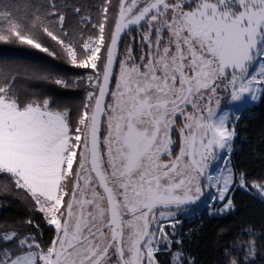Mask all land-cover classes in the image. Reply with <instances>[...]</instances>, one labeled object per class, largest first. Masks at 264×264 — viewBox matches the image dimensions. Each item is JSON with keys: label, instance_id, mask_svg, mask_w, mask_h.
Here are the masks:
<instances>
[{"label": "snow or ice", "instance_id": "1", "mask_svg": "<svg viewBox=\"0 0 264 264\" xmlns=\"http://www.w3.org/2000/svg\"><path fill=\"white\" fill-rule=\"evenodd\" d=\"M0 43L85 70L0 59V182L54 229L47 244L32 218L0 229V264H196L182 216L230 215L237 189L264 203V176L232 160L264 102V0H0ZM217 264H264V229L238 227Z\"/></svg>", "mask_w": 264, "mask_h": 264}, {"label": "trees", "instance_id": "2", "mask_svg": "<svg viewBox=\"0 0 264 264\" xmlns=\"http://www.w3.org/2000/svg\"><path fill=\"white\" fill-rule=\"evenodd\" d=\"M84 2L95 4L99 0ZM112 2L115 4L117 0ZM3 58H15L24 63L47 66L54 74L66 80L80 76L84 72L82 69L71 67L62 59H53L37 50L0 43V59ZM26 86L37 94L54 96L69 106H78L83 99V89L71 85L69 88H62L49 81H30ZM232 160L246 170L250 177L264 176V102L257 101L242 113ZM231 195L236 211L230 215L209 217L204 206L192 215L181 218L180 227L185 234V248L195 258L196 264H217L222 246L231 241L238 227L251 224L258 233L264 229V203L240 189ZM29 218L41 222V229L37 235L40 236L41 243L47 244L53 236L54 229L43 224L41 214L32 212L22 196L3 191V183L0 182V229L17 228L28 231L29 229L20 228V225ZM222 229L231 230L221 235ZM158 258L161 264L168 259L166 254H159Z\"/></svg>", "mask_w": 264, "mask_h": 264}, {"label": "rangeland", "instance_id": "3", "mask_svg": "<svg viewBox=\"0 0 264 264\" xmlns=\"http://www.w3.org/2000/svg\"><path fill=\"white\" fill-rule=\"evenodd\" d=\"M84 71H85V70H84ZM83 73H84V72H83ZM73 77H74V76H73ZM70 78H71V77H70ZM70 78H69V79H70ZM69 79H68V80H69ZM229 100H230V97H226V98H224V99H223V106L226 107V108L231 109V108L233 107V105H231V104L229 103ZM254 104H255V103H254ZM254 104H250L249 107L253 106ZM244 112H245V111H244ZM213 194H214V190H213ZM207 195H208V194H206V198H207ZM203 206H205L203 202L200 203V204H198L197 206H195V208H194L193 211H192V214H193L195 211H197L198 209L202 208ZM192 214H191V215H192ZM187 216H190V215H184V216H182V217H187ZM182 217H181V218H182Z\"/></svg>", "mask_w": 264, "mask_h": 264}, {"label": "built area", "instance_id": "4", "mask_svg": "<svg viewBox=\"0 0 264 264\" xmlns=\"http://www.w3.org/2000/svg\"><path fill=\"white\" fill-rule=\"evenodd\" d=\"M79 76H74V77H71L69 80L70 81H74L76 78H78ZM84 97V92H83V94H82V98Z\"/></svg>", "mask_w": 264, "mask_h": 264}, {"label": "flooded vegetation", "instance_id": "5", "mask_svg": "<svg viewBox=\"0 0 264 264\" xmlns=\"http://www.w3.org/2000/svg\"><path fill=\"white\" fill-rule=\"evenodd\" d=\"M202 203V202H201ZM200 204V203H199ZM204 207V206H203Z\"/></svg>", "mask_w": 264, "mask_h": 264}]
</instances>
